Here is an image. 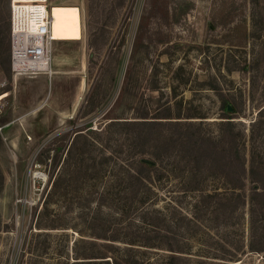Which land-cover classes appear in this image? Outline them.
<instances>
[{"label": "rangeland", "instance_id": "rangeland-1", "mask_svg": "<svg viewBox=\"0 0 264 264\" xmlns=\"http://www.w3.org/2000/svg\"><path fill=\"white\" fill-rule=\"evenodd\" d=\"M49 4L53 20L55 7L78 8L83 36L54 43L51 76L14 77L0 67L8 93L0 109V264H264V252L246 250L248 204L233 226L245 247L224 257L222 227L191 219L196 195L177 202L168 189L155 205L162 246L139 244L133 237L143 225L124 200L121 164L136 128L116 124L144 115L160 121L164 106L218 122L217 88L239 104L234 121L246 129L264 93V0ZM0 45L9 62L10 42L7 52L6 41ZM78 133L72 152L83 154L68 165ZM170 243L182 253L167 250Z\"/></svg>", "mask_w": 264, "mask_h": 264}, {"label": "trees", "instance_id": "trees-1", "mask_svg": "<svg viewBox=\"0 0 264 264\" xmlns=\"http://www.w3.org/2000/svg\"><path fill=\"white\" fill-rule=\"evenodd\" d=\"M9 16V0H0V42L6 41V52L10 42ZM4 56L0 45V67L7 71L10 63ZM214 89L220 102L218 122L210 123L204 117L182 114L180 110L171 114L170 107L164 106L161 110L167 114L156 117L160 121L149 120L144 115L141 121L116 123L136 128L132 133L136 144L133 143L131 152L121 162L126 167L123 179L127 183L122 194L125 201H131L139 209L137 217L143 227L137 229L133 238L143 246H162L158 226V216L162 213L155 205L161 196L159 190L168 189V194L175 195L177 202L185 195H196L191 219L200 221L207 216L213 224L211 229L222 227L224 257L231 258L245 247L243 233L238 236L233 226L244 218L248 204L246 250L264 252V93L260 95V107L246 132L234 121L240 113L239 104L233 97ZM153 129L158 136L155 141ZM79 137L81 134H76L68 148L69 157L65 160L68 165L74 154L76 158L83 154V151L72 152ZM168 182H172V186L164 187ZM207 182H215L214 187L208 189ZM58 186L59 178L53 182V189ZM186 215L182 214L180 221H190ZM175 246L170 243L166 248L182 253V249ZM178 258L170 255L169 261Z\"/></svg>", "mask_w": 264, "mask_h": 264}, {"label": "built area", "instance_id": "built-area-1", "mask_svg": "<svg viewBox=\"0 0 264 264\" xmlns=\"http://www.w3.org/2000/svg\"><path fill=\"white\" fill-rule=\"evenodd\" d=\"M12 75L51 76L53 45L49 0H9ZM6 81L0 78V109Z\"/></svg>", "mask_w": 264, "mask_h": 264}, {"label": "bare ground", "instance_id": "bare-ground-1", "mask_svg": "<svg viewBox=\"0 0 264 264\" xmlns=\"http://www.w3.org/2000/svg\"><path fill=\"white\" fill-rule=\"evenodd\" d=\"M78 4V3H77ZM62 8L55 7L53 9L54 27L53 39L56 42H66V41H78L81 39V23L79 10L76 7H70L68 11H62ZM81 12V10H80ZM82 16V15H81ZM52 25V21H51ZM51 29V28H50ZM84 29V27L82 28ZM52 32V31H51ZM82 42V41H81ZM78 43V42H77ZM68 45V44H67ZM80 45V43H79ZM82 47V46H81ZM84 48V47H83ZM56 54V53H55ZM81 54V53H80ZM64 56V55H63ZM78 57V56H77ZM80 57V56H79ZM84 59V58H83ZM79 61V60H78ZM83 61V60H82ZM78 63V62H77ZM54 64V63H53ZM82 64V63H81ZM85 65V63H84ZM83 66V65H82ZM57 67V66H56ZM68 67V66H67ZM79 67V66H78ZM77 68V67H76ZM57 69V68H56ZM76 70V69H75ZM80 70V68H79ZM51 72L54 74L53 68ZM68 72V71H67ZM66 72V74H68ZM71 72V71H70ZM80 72V71H79ZM63 73V72H62ZM75 73V72H74ZM82 73V71H81ZM80 74V73H79ZM17 77V75H14ZM82 83V82H81ZM81 88V87H80ZM83 88V87H82ZM86 91V89H85ZM85 93V92H84ZM81 96V95H80ZM82 99V98H81ZM80 99V100H81ZM78 100V99H77ZM78 102V101H76ZM72 108V107H71ZM65 114V113H64ZM75 115V114H74ZM68 117V116H67ZM54 118V117H53ZM64 121V120H63ZM42 122V121H41ZM11 145V144H10Z\"/></svg>", "mask_w": 264, "mask_h": 264}, {"label": "crops", "instance_id": "crops-1", "mask_svg": "<svg viewBox=\"0 0 264 264\" xmlns=\"http://www.w3.org/2000/svg\"><path fill=\"white\" fill-rule=\"evenodd\" d=\"M7 95H8V93L2 94V97L4 98V97L7 96Z\"/></svg>", "mask_w": 264, "mask_h": 264}, {"label": "water", "instance_id": "water-1", "mask_svg": "<svg viewBox=\"0 0 264 264\" xmlns=\"http://www.w3.org/2000/svg\"><path fill=\"white\" fill-rule=\"evenodd\" d=\"M228 111L230 112L231 111V107L228 106Z\"/></svg>", "mask_w": 264, "mask_h": 264}]
</instances>
